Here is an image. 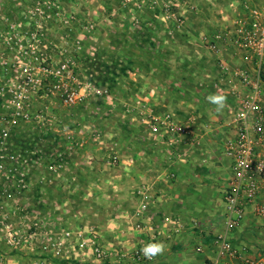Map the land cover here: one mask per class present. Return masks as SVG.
<instances>
[{
  "label": "crops",
  "instance_id": "0c3cea01",
  "mask_svg": "<svg viewBox=\"0 0 264 264\" xmlns=\"http://www.w3.org/2000/svg\"><path fill=\"white\" fill-rule=\"evenodd\" d=\"M223 1L220 25L226 24L224 12L230 8ZM235 1L246 7L263 2ZM84 2L89 10L81 11L82 18L92 22H111L109 9L121 3L149 4L147 0L79 4ZM153 2L161 5L162 0ZM137 14L142 21L163 20L161 14ZM141 32L127 33L140 39ZM226 39V31L209 34L201 27L156 34L151 46L138 45L137 52L123 55L120 63L109 47L87 49L85 57L80 53L77 85L85 91L84 85L91 84L88 96L96 100L88 112L79 111L83 123L74 129L80 143L59 144L71 156L56 175L49 176L41 160L28 165L27 197L34 200L40 194L42 199L41 206L29 207L28 219H36L52 235L48 247L33 255L0 244V264H137L121 254L132 253L155 229L164 251L147 264L212 262L216 253L210 241L223 229V195L230 177L224 150L235 132L222 121L227 107L218 112L207 98L220 94L227 104L231 87H241L230 68L236 69L238 62L244 65ZM112 153L119 155L116 164L109 161ZM36 164L33 174L30 167ZM55 181L57 186H51ZM54 198L55 205L50 202ZM68 204L71 209H66ZM232 237L248 256L256 257L264 251V216L250 208ZM92 240L110 256L97 258Z\"/></svg>",
  "mask_w": 264,
  "mask_h": 264
},
{
  "label": "built area",
  "instance_id": "2783aa9c",
  "mask_svg": "<svg viewBox=\"0 0 264 264\" xmlns=\"http://www.w3.org/2000/svg\"><path fill=\"white\" fill-rule=\"evenodd\" d=\"M46 5L44 1L43 4L42 1H37L38 13L21 19L9 16L4 19L0 29V43L4 38L12 40L4 42L6 47L0 50V58L5 61L0 63L3 76L0 86L11 88L8 109L0 113V150L22 148L25 144L22 139L26 137L20 136L17 142L16 136L19 127L25 124H31L39 134L40 143H35L34 147L47 149L49 144L45 134L55 129L57 123L53 112L55 102L63 107H74L89 95L91 84L84 85L85 91L81 87H73V83L78 80V64L70 60H54L47 53L49 47L44 43L47 33L43 29L45 23L53 20L54 16L44 13L46 10L42 8ZM15 20L22 22L14 24ZM226 35L244 67L235 72L241 87L230 86L232 90L228 100H235L227 106L226 124L235 132V137L227 143L224 150L230 161V177L223 195L224 224L220 232L212 235L211 245L216 258L209 264H264V251L254 258L250 257L232 237L250 208L253 207L257 216H264V82L261 77L264 66V0L260 5L249 9L246 16L235 20L234 28L229 29ZM96 92L101 93L99 90ZM59 131L63 132L65 139H70L75 134V131L68 130L65 125ZM79 141L72 143L79 144ZM15 157L2 155L0 166L7 160L23 166L30 164L27 158ZM109 161L116 164L119 155L112 153ZM23 175L21 173L17 178L21 180ZM6 215L0 212V230L18 229L13 228L9 221H3L9 218ZM23 225L34 227L22 229L37 227L31 223ZM155 230L132 253L121 254V257L137 264L151 263L155 256L151 259L145 257L143 249L150 243H158L160 233ZM8 242L12 244L11 239ZM91 243L97 258L105 259L110 256L108 250L96 240Z\"/></svg>",
  "mask_w": 264,
  "mask_h": 264
},
{
  "label": "rangeland",
  "instance_id": "374dc122",
  "mask_svg": "<svg viewBox=\"0 0 264 264\" xmlns=\"http://www.w3.org/2000/svg\"><path fill=\"white\" fill-rule=\"evenodd\" d=\"M37 1H42V4L43 1L46 2L47 5L42 8L46 10L44 13H50L54 16L53 20L45 23V28L43 29V31L47 33L46 38H44V43L49 47L47 50L48 55L54 60L62 59L76 62L79 66L77 68L78 75L81 69L80 59L82 56H80V53H83L82 55L85 57L87 54L84 52L92 47H96L97 49L109 47V49L113 51V59L120 63L125 60L123 55L127 57L129 52H137L136 47L138 45L151 46L152 43H154V35L156 34L160 35L161 33L162 36H165L169 35L171 31L187 32L188 30L200 29L201 27L207 29L209 34L218 32L220 29L228 33L229 29L234 28L235 20L246 16L249 9H253L259 5L252 4L246 7L245 5H240L235 0H227L226 3L230 4V8L224 13H228V17L226 24L220 25L219 20L224 21L221 17L224 7L223 0H212V2L208 0H191L190 4H187L185 0H162L161 5L155 4L153 0H147L149 1L147 6H124L121 3L120 6L108 7L113 13V20L111 22H92L89 19H83L81 11H88L89 7L86 5L87 2L80 5L79 3L81 0H0V29L5 21L4 19L9 16L21 19L38 13L36 10L38 7ZM100 8L103 10V6ZM145 8L147 11H144ZM138 11L143 14L144 12H146V14H161L163 20L160 21L157 18H147L146 21L138 20ZM240 11L242 13L239 14ZM20 22H22V20H15L13 23L19 24ZM96 31H98V33H96ZM105 31H108V34H105ZM131 31H142L141 38L138 39L139 36L131 38V34L127 33ZM228 39H226L229 43L228 45H231L232 50L235 51ZM11 41V38H4L3 42L0 43V50H4L6 47L5 43ZM235 56L236 55H234V58H236ZM214 60L220 62L219 58H214ZM0 63H5L4 59L0 58ZM242 65L243 64L239 62L233 65L237 67L236 69L230 68L231 74L237 77L235 72L241 70V68L244 67V65ZM2 80L3 76L0 71V82H2ZM78 80L73 83V87L79 88L77 85ZM10 89V87L5 85L0 86V113L8 109V100L11 97ZM94 99L95 97L93 96H87L79 105L74 107H63L55 102L53 105V112L57 123L55 129L45 134V139L49 144L48 148L37 149L34 147L35 143H40L39 134L36 133L31 124H25L19 127L16 136L17 142L20 140V136L26 137V139H22L25 143L22 145V148L8 151L0 150V157L3 155L4 157L16 156L15 158L18 159L27 158L30 161L29 166L33 160L43 159L46 160L44 162L46 167L47 165L49 167H47L49 176L53 174L56 175L57 171L63 168L61 166L63 160L71 156L66 155L64 149L61 148L59 144H67V141L72 142L80 140L77 131L74 129L75 127L79 129V125L83 123L78 116L79 111L88 112L91 110L93 108V103L96 104V100ZM233 100L235 99H232V101L228 100L225 106L227 107L229 104H233ZM119 110L120 107L117 111ZM227 113L228 111L226 114ZM113 115L115 117H113ZM113 115L111 117L112 120H117L118 114L114 113ZM227 119L228 116L224 115L222 121L226 123ZM62 123L68 130L71 127V130L75 131L72 138L65 139L63 132L59 131V128L63 127V125H60ZM29 166H23L21 163L16 165L3 164L2 167L0 166V212H2V214L6 213V216L9 217L7 220L3 219V221H9V223L18 222L19 225L25 223L35 225L37 223L36 219H28L31 215L30 211H28V213H23L22 209H30L29 207L31 205H34L33 207L41 206L42 203H40V201H42V199L40 194L38 199H34L37 202L33 199H29V196L27 197L29 189H27L26 185L29 182H26L27 180L25 178L21 180L17 178L16 181L18 185L17 191H15L13 189V175L16 173L10 171L12 168L17 169L18 175L21 173L26 174L28 173ZM30 168L32 169L30 172L33 174L38 171V165ZM50 185L56 187L57 182H50ZM58 185H60L59 182ZM36 190L37 188L34 189V191ZM37 193L38 192H34L35 195H37ZM56 201V198H54L53 201L50 200L54 205ZM70 207L69 204L66 205V209H71ZM16 209H19V213H17L18 217L17 219H13L10 216L13 215ZM13 217L15 216L13 215ZM38 225L37 223V227L32 229L18 228L0 230V244H3L8 249H14L19 252L22 251L24 254L30 253L33 255L40 249H47L48 239L51 238L52 235ZM9 239L12 240V244L8 242Z\"/></svg>",
  "mask_w": 264,
  "mask_h": 264
},
{
  "label": "clouds",
  "instance_id": "9594fccd",
  "mask_svg": "<svg viewBox=\"0 0 264 264\" xmlns=\"http://www.w3.org/2000/svg\"><path fill=\"white\" fill-rule=\"evenodd\" d=\"M209 102L217 106L216 110L222 111L226 104V97L220 94L210 95L208 98ZM164 251V245L162 243H150L143 249L145 257L151 259L154 256L161 254Z\"/></svg>",
  "mask_w": 264,
  "mask_h": 264
},
{
  "label": "flooded vegetation",
  "instance_id": "af4514ba",
  "mask_svg": "<svg viewBox=\"0 0 264 264\" xmlns=\"http://www.w3.org/2000/svg\"><path fill=\"white\" fill-rule=\"evenodd\" d=\"M10 162V163H9ZM12 162H14V161H9V160H7V161H5V164L6 165H8V164H11V165H16V164H18V163H12ZM30 162V161H29ZM29 162H28V164H29ZM17 169H10V171H12V172H15L16 174H14L13 175V189L15 190V191H17V175H18V173H17V171H16ZM24 176V178L25 179H27V173L26 174H24L23 175ZM19 209H16L14 212H13V215L15 216V217H13V216H11V218H15V219H17V217H18V215H17V213H19V211H18ZM23 210V213H28V209H22ZM11 226L13 227V228H23V227H34V226H31V225H22V224H18V222H14V223H12L11 222Z\"/></svg>",
  "mask_w": 264,
  "mask_h": 264
},
{
  "label": "trees",
  "instance_id": "16d2710c",
  "mask_svg": "<svg viewBox=\"0 0 264 264\" xmlns=\"http://www.w3.org/2000/svg\"><path fill=\"white\" fill-rule=\"evenodd\" d=\"M261 77H262V80L264 82V66H263L262 71H261ZM210 242H212V237H211V241Z\"/></svg>",
  "mask_w": 264,
  "mask_h": 264
}]
</instances>
